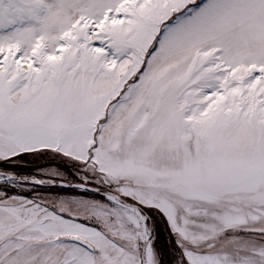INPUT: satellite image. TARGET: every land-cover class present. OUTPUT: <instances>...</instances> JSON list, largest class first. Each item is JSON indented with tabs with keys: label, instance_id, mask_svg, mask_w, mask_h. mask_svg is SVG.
Instances as JSON below:
<instances>
[{
	"label": "snow or ice",
	"instance_id": "obj_1",
	"mask_svg": "<svg viewBox=\"0 0 264 264\" xmlns=\"http://www.w3.org/2000/svg\"><path fill=\"white\" fill-rule=\"evenodd\" d=\"M0 264H264V0H0Z\"/></svg>",
	"mask_w": 264,
	"mask_h": 264
},
{
	"label": "trees",
	"instance_id": "obj_2",
	"mask_svg": "<svg viewBox=\"0 0 264 264\" xmlns=\"http://www.w3.org/2000/svg\"><path fill=\"white\" fill-rule=\"evenodd\" d=\"M24 171H25L26 173L31 172V168H30V167H29V168H26Z\"/></svg>",
	"mask_w": 264,
	"mask_h": 264
}]
</instances>
